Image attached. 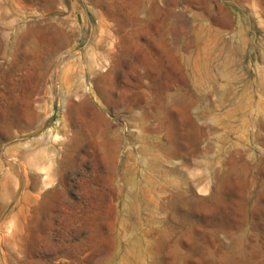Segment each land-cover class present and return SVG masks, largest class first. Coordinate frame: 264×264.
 I'll use <instances>...</instances> for the list:
<instances>
[{"label": "rangeland", "instance_id": "374dc122", "mask_svg": "<svg viewBox=\"0 0 264 264\" xmlns=\"http://www.w3.org/2000/svg\"><path fill=\"white\" fill-rule=\"evenodd\" d=\"M0 264H264V0H0Z\"/></svg>", "mask_w": 264, "mask_h": 264}, {"label": "bare ground", "instance_id": "6f19581e", "mask_svg": "<svg viewBox=\"0 0 264 264\" xmlns=\"http://www.w3.org/2000/svg\"><path fill=\"white\" fill-rule=\"evenodd\" d=\"M112 137L114 139V142H116V144H117V149H120L119 145H120L121 137H120V134H119L118 130H113L112 131ZM134 175H135L134 172L131 171L130 173H127L125 175V179L128 182H130V183H134V181H135V176Z\"/></svg>", "mask_w": 264, "mask_h": 264}]
</instances>
